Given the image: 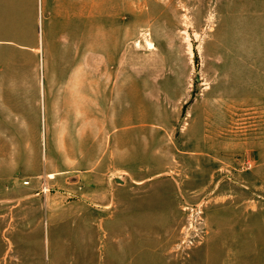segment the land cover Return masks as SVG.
<instances>
[{
	"label": "rangeland",
	"instance_id": "1",
	"mask_svg": "<svg viewBox=\"0 0 264 264\" xmlns=\"http://www.w3.org/2000/svg\"><path fill=\"white\" fill-rule=\"evenodd\" d=\"M48 5L0 44V264H264V0Z\"/></svg>",
	"mask_w": 264,
	"mask_h": 264
},
{
	"label": "crops",
	"instance_id": "2",
	"mask_svg": "<svg viewBox=\"0 0 264 264\" xmlns=\"http://www.w3.org/2000/svg\"><path fill=\"white\" fill-rule=\"evenodd\" d=\"M49 2L51 0H41V3L38 0H0V11L4 8L9 11L6 19L0 18V44L13 45L12 47L17 50L38 51L40 48L39 24L47 19ZM22 12L24 16L29 14L30 22L26 31L21 30L18 21ZM11 14L15 17L13 18Z\"/></svg>",
	"mask_w": 264,
	"mask_h": 264
},
{
	"label": "bare ground",
	"instance_id": "3",
	"mask_svg": "<svg viewBox=\"0 0 264 264\" xmlns=\"http://www.w3.org/2000/svg\"><path fill=\"white\" fill-rule=\"evenodd\" d=\"M149 43V42H148ZM150 44V43H149ZM53 175L49 174V177L51 178Z\"/></svg>",
	"mask_w": 264,
	"mask_h": 264
}]
</instances>
